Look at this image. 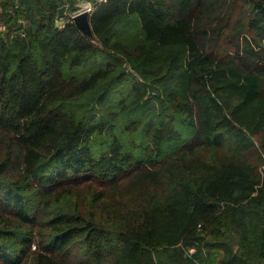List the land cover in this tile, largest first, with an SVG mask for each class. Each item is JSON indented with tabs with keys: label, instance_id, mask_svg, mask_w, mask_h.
<instances>
[{
	"label": "trees",
	"instance_id": "16d2710c",
	"mask_svg": "<svg viewBox=\"0 0 264 264\" xmlns=\"http://www.w3.org/2000/svg\"><path fill=\"white\" fill-rule=\"evenodd\" d=\"M61 1L0 0V264H264V0H105L97 42ZM133 14L143 39L111 37ZM104 79L129 100L78 116Z\"/></svg>",
	"mask_w": 264,
	"mask_h": 264
},
{
	"label": "rangeland",
	"instance_id": "374dc122",
	"mask_svg": "<svg viewBox=\"0 0 264 264\" xmlns=\"http://www.w3.org/2000/svg\"><path fill=\"white\" fill-rule=\"evenodd\" d=\"M224 15L225 11L219 13L218 21ZM109 34L114 39H119L129 44L138 42L143 39V32L140 26V21L136 14L131 15L127 19H122L116 22L109 30ZM112 60H115V53L106 52L105 54L103 52H100L96 55H90L79 65L72 66L71 68L68 66H64L63 69L64 73H67L68 75H77L82 77L94 71L95 69L104 67L107 62H111ZM132 72L135 73L134 70ZM108 77L110 78L111 75ZM132 77L134 76H132L131 74H129L127 77L129 81L128 83L130 84L132 81ZM107 81V79L99 81L94 88L87 90L86 92L78 96V98L69 102H72L71 105L78 113V116H81V114H90L91 112L96 113V110H100L101 112L103 111V113H105L120 106L122 104V100L124 102H127L129 100L131 92L130 89L124 85L125 82L121 83L117 80H114L110 83H107ZM154 106L155 104L153 102H150L143 107L144 110L128 109L120 113V115L114 122L115 130L119 132L124 123H126L130 119L144 118L145 121L154 120L153 115L158 111V109Z\"/></svg>",
	"mask_w": 264,
	"mask_h": 264
},
{
	"label": "built area",
	"instance_id": "2783aa9c",
	"mask_svg": "<svg viewBox=\"0 0 264 264\" xmlns=\"http://www.w3.org/2000/svg\"><path fill=\"white\" fill-rule=\"evenodd\" d=\"M105 0H79L77 3L74 4V8H71L70 0H62L59 7L63 8V16L56 17V24L59 27H63L67 22H73V17L84 11L89 10L92 11L94 5L96 3H102ZM4 26L0 24V29H3Z\"/></svg>",
	"mask_w": 264,
	"mask_h": 264
},
{
	"label": "water",
	"instance_id": "95a60500",
	"mask_svg": "<svg viewBox=\"0 0 264 264\" xmlns=\"http://www.w3.org/2000/svg\"><path fill=\"white\" fill-rule=\"evenodd\" d=\"M89 15L90 11L84 10L73 17V23L85 38L92 42H97L91 30ZM61 16H63V8L59 7L57 11V17L59 18Z\"/></svg>",
	"mask_w": 264,
	"mask_h": 264
},
{
	"label": "crops",
	"instance_id": "0c3cea01",
	"mask_svg": "<svg viewBox=\"0 0 264 264\" xmlns=\"http://www.w3.org/2000/svg\"><path fill=\"white\" fill-rule=\"evenodd\" d=\"M221 256L220 252H216L214 255V262H217V260L219 259V257Z\"/></svg>",
	"mask_w": 264,
	"mask_h": 264
}]
</instances>
